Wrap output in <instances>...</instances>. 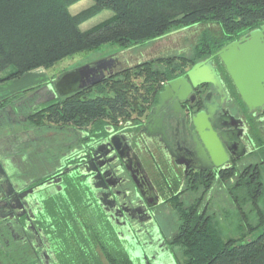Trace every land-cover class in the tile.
Masks as SVG:
<instances>
[{"label":"flooded vegetation","instance_id":"af4514ba","mask_svg":"<svg viewBox=\"0 0 264 264\" xmlns=\"http://www.w3.org/2000/svg\"><path fill=\"white\" fill-rule=\"evenodd\" d=\"M262 24L224 46L245 42ZM218 51L165 80L143 115L120 119L101 133L93 126L29 123L30 110L64 97L55 93L54 80L0 107V264H63L61 258L76 255L79 264L92 256L90 247L105 263L104 249L91 244L98 221L140 263L163 262L171 251L164 231L168 214L181 201L202 202L205 179L213 187L264 160V104L251 108L244 101ZM105 62L97 75L123 69L117 56ZM198 63L220 84L190 88L181 81L179 94L166 90L171 80L188 79Z\"/></svg>","mask_w":264,"mask_h":264},{"label":"trees","instance_id":"16d2710c","mask_svg":"<svg viewBox=\"0 0 264 264\" xmlns=\"http://www.w3.org/2000/svg\"><path fill=\"white\" fill-rule=\"evenodd\" d=\"M78 1L0 0V84L40 67L49 69L67 57L104 44L127 50L201 23L218 24L221 33L203 31L190 56L147 58L93 86L41 104L30 110L33 126H93V131L101 133L120 119L143 115L146 103L158 96L162 82L264 22V0H94L90 7L74 14L70 6ZM105 8L114 14L87 30L82 28ZM39 85L0 99V107ZM221 181L228 185L243 218L248 216L240 204V191L257 209L259 222H247L246 234L259 228L264 223V211L259 207L264 196V160L233 180L227 175ZM203 184L204 198L213 181L205 179ZM199 200L195 197V202L184 205L181 201L182 206H175L181 224L170 245L180 248L178 264H264V229L251 239L245 233L224 238L207 202ZM104 255L107 262L95 257L92 264H134L126 253L104 248Z\"/></svg>","mask_w":264,"mask_h":264},{"label":"rangeland","instance_id":"374dc122","mask_svg":"<svg viewBox=\"0 0 264 264\" xmlns=\"http://www.w3.org/2000/svg\"><path fill=\"white\" fill-rule=\"evenodd\" d=\"M92 4H94V0H79L78 2L70 6V10L72 13L76 14L90 7ZM113 14L114 12L112 9L105 8L96 15L86 20L82 24V28L84 30H87L112 16ZM205 30L211 31L213 33H221V27L218 24L201 23L192 27H186L180 30H176L162 38L156 39L152 42L134 46L127 50H124L118 45L104 44L97 50L82 52L74 56L67 57L49 69L40 67L30 71L20 78L0 84V99L11 95L18 90L55 80L56 77L63 71L81 65L94 64L111 56H117L123 61L120 68L135 65L136 63L141 62L142 60L147 58L149 59L153 57L178 54L190 56L193 52L195 44L198 42L201 34ZM134 117L135 114L131 118H124L122 120L126 122L127 120H131ZM17 125L19 124L16 123V127ZM251 159L253 161L255 160L254 158ZM238 195L240 204L243 206V209L245 210L244 213L248 216V219H245L241 216L240 210L238 209L239 207L236 204V200L230 193L228 185L225 182L216 181L210 193H206L205 197L203 198L202 204L207 202L208 212L213 215V218L221 229L224 238H238L243 233H247V222L253 225L259 222L257 209L253 207L248 199L245 200L242 198L246 194L240 191ZM259 207L264 211V196L260 200ZM98 222L93 224V241L91 244H94L96 247L101 246L102 249L106 248L112 252L126 253L134 264H148L145 261H142L140 263L136 257L129 255L122 247V240L118 239V236L116 235H111L107 230V227L100 221ZM180 224L181 219L179 212L174 210L173 212L168 214V219L164 221V231L166 233V236H168L169 241L177 235ZM263 229L264 223L259 228L246 234V237L248 239H251ZM65 244L66 248H68L69 244L67 242ZM169 248L171 251H168L165 257H163L162 259L163 262L158 264H178V259L181 257L180 248L176 245L173 247L170 246ZM90 250V255L92 256H88L89 259H87L86 261L84 259V261L82 260L81 262H79V264H92L93 260L96 261L93 247H90ZM77 252H80V248L78 249V251L74 250V253ZM66 253V255H69L68 251ZM78 260H80L78 255L74 257L69 256L68 258L64 256L63 258H61V263L77 264Z\"/></svg>","mask_w":264,"mask_h":264},{"label":"water","instance_id":"95a60500","mask_svg":"<svg viewBox=\"0 0 264 264\" xmlns=\"http://www.w3.org/2000/svg\"><path fill=\"white\" fill-rule=\"evenodd\" d=\"M259 36L264 38V24L252 30L251 38H244L245 42H241L240 40L232 41L218 51L242 98L251 108L264 104V41L261 43ZM106 60L107 58L94 64L81 65L63 71L54 80L53 86L55 93L59 96H65L102 81L105 77L97 75L96 72L106 67ZM201 64L198 63L193 67L189 72L188 79L180 78L171 80L166 86V90L171 88L173 92L179 94L177 89L181 81L189 84L190 88L192 86H198L202 82L220 84L219 78L216 75L214 76L212 72L211 74L205 75V72L199 70ZM197 70L200 74L199 82L196 81V78H199L196 73ZM164 92L160 94L163 100ZM195 124L199 128L198 123L195 122ZM116 136L111 139L113 145H115ZM205 141L209 147L210 141L208 139ZM134 177L137 185L143 190L141 182L139 181L141 176H139V179L138 174ZM150 185H152L151 182Z\"/></svg>","mask_w":264,"mask_h":264}]
</instances>
